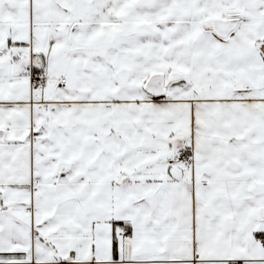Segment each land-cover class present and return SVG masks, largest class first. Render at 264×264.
Listing matches in <instances>:
<instances>
[{
    "label": "snow or ice",
    "instance_id": "snow-or-ice-1",
    "mask_svg": "<svg viewBox=\"0 0 264 264\" xmlns=\"http://www.w3.org/2000/svg\"><path fill=\"white\" fill-rule=\"evenodd\" d=\"M0 264H264V0H0Z\"/></svg>",
    "mask_w": 264,
    "mask_h": 264
}]
</instances>
